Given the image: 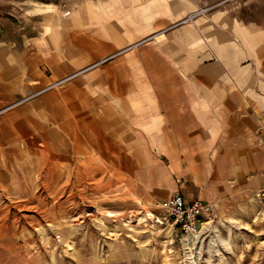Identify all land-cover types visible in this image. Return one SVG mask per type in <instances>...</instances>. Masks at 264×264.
Wrapping results in <instances>:
<instances>
[{
	"label": "rangeland",
	"instance_id": "374dc122",
	"mask_svg": "<svg viewBox=\"0 0 264 264\" xmlns=\"http://www.w3.org/2000/svg\"><path fill=\"white\" fill-rule=\"evenodd\" d=\"M36 1L60 0H0V264H264V205L257 189L245 193L230 188L226 178L217 182L212 155L184 156L183 174L179 165L158 154L141 163L140 170L127 164L116 170L112 156L102 154L106 146L87 147L75 140L92 136L88 142L98 144V131L74 130L72 140L69 131L60 136L63 131L52 117L42 114L46 91L31 96L38 91L30 86L37 80L34 75L40 77L39 66L7 48L20 35L26 45ZM70 1L68 13L79 0ZM111 4L90 14L92 21L104 17L122 24L108 27L119 37L106 30L111 41L124 40L117 47L121 57L114 59L124 70V82L136 88L118 92L128 99L140 94L147 100L150 69L163 66L165 42L197 14L264 23V0H174V9H182L180 19L187 21L174 28L151 25L164 13L153 9L154 2L122 0L119 10ZM186 4L193 12L186 14ZM108 62L85 60L81 70ZM45 74L50 76V70ZM104 91H98L103 104L108 101ZM25 95L30 98L23 100ZM181 175L185 182L178 183ZM177 191L212 204L213 221L204 232L187 237L174 225L163 204Z\"/></svg>",
	"mask_w": 264,
	"mask_h": 264
},
{
	"label": "crops",
	"instance_id": "0c3cea01",
	"mask_svg": "<svg viewBox=\"0 0 264 264\" xmlns=\"http://www.w3.org/2000/svg\"><path fill=\"white\" fill-rule=\"evenodd\" d=\"M137 1L154 2V10L164 11L152 26L174 28L187 22L180 19L182 9H174V0H160V8L156 0ZM107 2L119 10L122 0H79L69 13L70 0L36 1L26 45L20 35L7 46L15 57L35 60L43 71L42 77L37 73L39 80L34 75L37 80L30 91L67 78L54 88L58 90L52 88L42 96L43 116L52 117L63 131L61 137L69 131L71 140L74 130L98 131V144L94 139L88 142L92 136L85 142L81 137L75 140L83 146H106L102 154L112 156L116 170H125V164L140 170L141 163L158 154L169 157L183 174L184 156L212 155L217 182L226 178L230 188L245 193L263 187L264 140L258 141L257 133L264 124V23L220 13L207 19L197 14L191 24L172 30L171 41L165 42L163 66L150 69L147 100L140 94L128 99L118 92L136 88L129 80L124 82V70L114 59L121 57L117 47L124 40L111 41L108 36L117 35L109 26L122 24L104 17L92 21L90 14L102 12ZM183 8L192 9L189 4ZM86 25L89 28L82 33L80 28ZM102 59L110 62L81 70L85 60ZM48 70L50 76L45 74ZM101 90L108 94L105 104L98 95ZM47 106H52L51 112Z\"/></svg>",
	"mask_w": 264,
	"mask_h": 264
},
{
	"label": "built area",
	"instance_id": "2783aa9c",
	"mask_svg": "<svg viewBox=\"0 0 264 264\" xmlns=\"http://www.w3.org/2000/svg\"><path fill=\"white\" fill-rule=\"evenodd\" d=\"M66 80L67 78L51 83L31 96L62 85ZM28 98H30V95L25 96L23 100ZM257 135L258 141L264 140V124L259 126ZM177 182L183 183L185 180L179 179ZM256 195L264 205V186L257 190ZM163 207L169 212L174 225L181 231H184L187 236L202 232L205 223L209 220L213 221V206L210 202L199 199L189 200L181 191L173 193L163 204Z\"/></svg>",
	"mask_w": 264,
	"mask_h": 264
},
{
	"label": "bare ground",
	"instance_id": "6f19581e",
	"mask_svg": "<svg viewBox=\"0 0 264 264\" xmlns=\"http://www.w3.org/2000/svg\"><path fill=\"white\" fill-rule=\"evenodd\" d=\"M208 222H209V221H208ZM208 222H207V223H205V225H206V224H208ZM204 230H205V226H204V228H203L202 232H204ZM190 236H194V235H188L187 237H190Z\"/></svg>",
	"mask_w": 264,
	"mask_h": 264
}]
</instances>
